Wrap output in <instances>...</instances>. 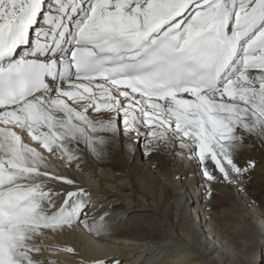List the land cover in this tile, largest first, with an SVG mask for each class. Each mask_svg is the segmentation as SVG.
Listing matches in <instances>:
<instances>
[{
  "label": "snow or ice",
  "instance_id": "obj_1",
  "mask_svg": "<svg viewBox=\"0 0 264 264\" xmlns=\"http://www.w3.org/2000/svg\"><path fill=\"white\" fill-rule=\"evenodd\" d=\"M129 135L186 152L209 197L242 183L246 140L264 143V0H0V264L77 254L49 234H110L52 159Z\"/></svg>",
  "mask_w": 264,
  "mask_h": 264
},
{
  "label": "bare ground",
  "instance_id": "obj_2",
  "mask_svg": "<svg viewBox=\"0 0 264 264\" xmlns=\"http://www.w3.org/2000/svg\"><path fill=\"white\" fill-rule=\"evenodd\" d=\"M80 155L78 167L52 162L90 192V216L107 213L110 234H49L37 242L48 248L71 246L77 254L44 251L36 259L56 264H264L260 140H246L238 157L241 166L255 162L246 179L239 185H212L211 197L198 163L179 148L146 154L143 138L129 135L102 160L88 152Z\"/></svg>",
  "mask_w": 264,
  "mask_h": 264
},
{
  "label": "rangeland",
  "instance_id": "obj_3",
  "mask_svg": "<svg viewBox=\"0 0 264 264\" xmlns=\"http://www.w3.org/2000/svg\"><path fill=\"white\" fill-rule=\"evenodd\" d=\"M168 168V171L170 170V168L169 167H167ZM170 173H171V170L169 171ZM90 208H93V207H90ZM90 208H88L86 211H89V209ZM261 255V260H262V257H263V250H261V253H260ZM136 259V257L135 258H133L131 261H134Z\"/></svg>",
  "mask_w": 264,
  "mask_h": 264
}]
</instances>
